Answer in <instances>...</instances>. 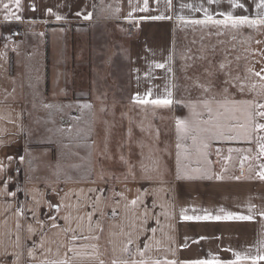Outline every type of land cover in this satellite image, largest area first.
I'll list each match as a JSON object with an SVG mask.
<instances>
[{
  "label": "crops",
  "instance_id": "1",
  "mask_svg": "<svg viewBox=\"0 0 264 264\" xmlns=\"http://www.w3.org/2000/svg\"><path fill=\"white\" fill-rule=\"evenodd\" d=\"M259 2H0V264H229L233 253L264 255V131L246 139L233 105L264 104L255 75L264 76V25L193 23L205 12L257 19ZM9 12L19 19L6 20ZM164 99L172 103H138ZM28 109L35 126H52L49 161L33 129L28 142ZM178 120L239 135L206 133L200 152Z\"/></svg>",
  "mask_w": 264,
  "mask_h": 264
},
{
  "label": "snow or ice",
  "instance_id": "2",
  "mask_svg": "<svg viewBox=\"0 0 264 264\" xmlns=\"http://www.w3.org/2000/svg\"><path fill=\"white\" fill-rule=\"evenodd\" d=\"M2 2V0H0ZM11 3H14L17 8L20 7V0H10ZM209 3H212L213 0H208ZM229 2L232 4L233 7H240L243 8L242 4L237 3V0H229ZM4 9H9V4L4 3L3 4ZM257 9H264V0H260L258 4H256ZM220 15L224 16V19L222 20H215L212 18L211 15H209L207 12H205L206 20L205 21H193V23H207L211 22L214 25H223L224 27H231L233 29H239L241 26L247 25L248 27H254L257 25H264V16H260L257 19H249L247 16H240V17H234L231 13H220ZM11 17H14L16 19H19V16H16L15 12H9L7 15H5V19H9ZM86 19L88 17H85ZM59 19V17H57ZM158 67H163V65H158ZM255 75L260 76L261 80H264V76H261L260 73H255ZM170 95V94H169ZM138 103H152L155 105H170L172 103L171 99H164V100H139ZM227 104V101L225 102ZM208 102H205V106L207 107ZM234 109L237 111H240L244 118H245V124L242 125L243 134L244 137L247 139L250 137V134L252 132H259L264 131V123H258L256 122V118L259 117L261 120H264V104H257L252 101H239V102H233ZM194 115H197L194 113ZM204 123V122H201ZM177 131L178 133H183L185 138H191L193 145L196 146L197 150L200 152H203V149H206L208 147V144L206 142L205 135L206 133H211L212 137L214 138H226V139H232L233 137L230 135H227L230 132L237 131L239 135V131L234 127H228L226 125L217 124L214 129H208V128H201L199 124L195 122H188L185 120H178L177 121ZM258 141H264V136H257ZM179 147V145H178ZM260 154L264 156V143H260ZM206 155V153H203ZM11 159V158H10ZM261 168L264 169V165H261ZM259 176L261 179H264V170L260 171ZM135 203V202H133ZM51 207V205H50ZM251 211V209H250ZM262 216H264V213H261ZM186 219H193V217H185ZM204 219H216L220 220L222 217L216 216V217H203ZM224 219H240V220H251L252 216H239L234 217L232 214H228V216L223 217ZM195 219H201V217H195ZM55 226V225H54ZM155 231L154 229L152 230ZM233 255L236 257L234 261L229 262V264H240L241 259H250L251 264H258V261L264 260V255H260L259 257H241L239 253H233ZM195 264H221L218 260H210V261H196Z\"/></svg>",
  "mask_w": 264,
  "mask_h": 264
},
{
  "label": "rangeland",
  "instance_id": "3",
  "mask_svg": "<svg viewBox=\"0 0 264 264\" xmlns=\"http://www.w3.org/2000/svg\"><path fill=\"white\" fill-rule=\"evenodd\" d=\"M29 108V105H28ZM27 129H28V142L31 139V131L32 129L34 130L32 132L33 138H34V143L35 145H38V148H44L46 149V153L48 154L47 161L51 159V149H52V142L50 139V133L52 130V126L49 124L48 126L43 127L42 125L40 126H35V123L33 122L32 115H31V110L28 109L27 112ZM39 125V124H38ZM33 143V142H32ZM50 155V156H49Z\"/></svg>",
  "mask_w": 264,
  "mask_h": 264
},
{
  "label": "built area",
  "instance_id": "4",
  "mask_svg": "<svg viewBox=\"0 0 264 264\" xmlns=\"http://www.w3.org/2000/svg\"><path fill=\"white\" fill-rule=\"evenodd\" d=\"M16 32L17 31H11L9 33V36L10 37H14L15 34H16ZM127 34H128L129 37H133L134 36V34H135V28H134L133 25H131V24L127 25Z\"/></svg>",
  "mask_w": 264,
  "mask_h": 264
}]
</instances>
